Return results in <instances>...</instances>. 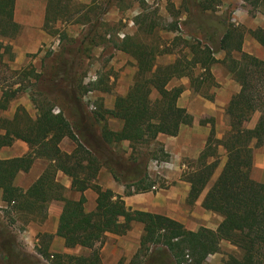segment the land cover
Instances as JSON below:
<instances>
[{
	"label": "trees",
	"instance_id": "obj_1",
	"mask_svg": "<svg viewBox=\"0 0 264 264\" xmlns=\"http://www.w3.org/2000/svg\"><path fill=\"white\" fill-rule=\"evenodd\" d=\"M61 1L46 0L43 28L63 18L59 12ZM189 1L193 8L188 10V22L194 27L191 32L198 31L206 42H212L213 26L204 14L214 0ZM241 1L255 7L264 6V0ZM166 2L170 4L171 0ZM14 8L15 0H0V111L8 109L19 91L12 88L17 83L3 89L7 83L6 74L22 76V72L3 65V57L8 55L12 60V54L11 47L1 41L11 40L19 33V26L13 20ZM154 26L150 25L147 32H152ZM169 29L177 31V22ZM248 34L264 48V27L250 30ZM243 37L244 32L239 28L225 27L217 49L193 43L188 47L192 54L190 60L181 55L165 66H155V61L158 56L169 53L168 50H158L156 45L126 37L115 47L136 60L137 73L127 94L116 97L112 111L105 112L97 106L88 114L81 97L89 90L85 88L79 93L68 86L71 91L63 97L69 118L64 109L54 114L53 106L47 103L37 106L35 119L23 108H17L10 119L0 116V148L9 147L18 140L29 147L24 157L0 161V188L2 201L6 203L1 211L9 216H21L24 223L29 219L43 222L48 205L56 199L63 201L55 235L64 240L66 248L80 246L89 250V254L52 255L47 245L52 236L45 234L38 253L50 260V264H101L99 248L105 241V234L125 235L132 223L141 224L143 230L139 248L127 264H183L186 252L193 264H203L209 255L220 251L222 241L236 247L241 255L240 258L229 256L224 264H264V181L251 178L253 151L264 147V60L242 52ZM218 50L225 52L222 63L238 84L239 91L225 108L229 122L227 132L222 139H217L211 119L204 148L194 162L195 168L185 179L190 185L187 203L193 205L219 166V148L225 151L222 169L201 203L205 211L221 216L222 221L214 232L200 229L193 233L167 217L131 211L122 198L148 193L155 187L154 180L147 174L148 163L167 158L163 145L156 141L158 135L175 137L182 125L192 123L186 110L177 106L182 88L168 89L167 85L171 79L183 76L194 80L191 69L197 65L203 69L201 82H211L210 68L217 63L214 54ZM232 52L238 53L239 58H233ZM66 62L61 59L60 68L51 79L52 86L59 85L56 79L64 71ZM196 81L193 85L199 84ZM254 114H258V119L249 129L246 124ZM106 117L120 121V129L111 130ZM64 138L75 144L70 154L59 148ZM124 141L128 142L130 151L127 158L112 149ZM35 159H44L49 164L39 179L26 192L13 187L15 175L27 172ZM102 167L124 187L123 196L96 184ZM58 171L71 179L72 191L80 195L77 200L63 196V187L55 181ZM88 189L97 196L95 209L90 213L84 210L83 193Z\"/></svg>",
	"mask_w": 264,
	"mask_h": 264
},
{
	"label": "rangeland",
	"instance_id": "obj_2",
	"mask_svg": "<svg viewBox=\"0 0 264 264\" xmlns=\"http://www.w3.org/2000/svg\"><path fill=\"white\" fill-rule=\"evenodd\" d=\"M141 1L143 4L140 0H62L59 12L62 13L63 18L49 23L46 29L41 28L43 32L38 33L35 26L44 18L46 0H16L13 20L22 29L26 28L28 33L25 34L22 42L19 41L21 39L18 36L1 42L3 45L13 42L16 45L22 44V47L26 46L27 51H36V55L34 53L27 54V61L19 69L14 70L22 72V76L6 74L4 79L7 83L4 84L3 89H9L8 87L13 83H17L12 88L19 91L10 102L8 109L0 111V116L10 119L17 108H23L29 116L35 117L37 106L47 103L53 106L54 114H58L60 109H64L69 118V110L64 102V97L71 91L68 86L73 87L79 93L85 88L89 90L82 95L81 100L87 113L91 114L95 111L92 103H97L100 94L106 95L107 100H112L117 96L116 90L125 89L126 86L123 84L127 78H120L125 73L124 68L128 67L127 69L133 75L135 65L129 60L128 54L121 57L120 54L123 52L115 47L119 41L126 37H134V40L143 44L156 45L158 50H168V54H163L156 59L157 65H165L181 55L186 56L189 44L199 42L201 45L206 44L217 49L225 27H235L244 32L243 52L264 60V48L248 34L250 30L264 27V6L255 7L241 0H214L211 2L210 9L204 14L213 26L210 34L212 42L208 43L204 40L202 33L191 32L194 28L188 22V10H193L191 1L171 0L170 4L166 0ZM175 22H177V31H171L170 25ZM152 24H155V28L148 33V27ZM37 40L40 43L35 46ZM232 56L235 59L239 58L237 53H232ZM214 57L219 58L218 60L221 62L225 53L218 50ZM63 58L67 62L64 71L60 72V76L56 79L60 83L52 86L51 79L60 68ZM11 61L8 55L3 57V65L13 70ZM214 68L222 83L217 84V88H210L204 92L208 95L213 94L218 102L213 116L205 117L202 123L210 129L212 119L216 138L222 139L229 124L225 114V99L228 94H224L223 90L224 88L227 90L235 88L236 84L224 63L214 64ZM0 69L2 68L0 67ZM29 71L32 72L29 73ZM94 77L96 81L91 80ZM109 87L108 93L100 92L102 88L103 91H107ZM257 119L258 114H254L246 127L253 128ZM101 125L102 123L97 127L98 132ZM188 126L192 131V126ZM112 127L117 128L116 123H112ZM112 149L115 152L118 151L125 158L130 153L128 148L123 145L112 146ZM165 154L167 155L166 159H153L148 163L147 174L151 180H154L156 188V191L148 193H156L173 184L172 181L164 177L168 172L177 170H174L171 156L166 152ZM253 154L251 178L257 182H263L264 147L254 149ZM219 156L218 171L225 162V151L221 148H219ZM194 162L195 159L187 157L179 161L180 178L183 181L187 182L185 177L195 168ZM101 169L107 172L104 167ZM217 170L210 179V184L216 180ZM99 181H104L103 175H100ZM5 218L6 220H2L0 215V264H44L47 259L38 253L39 247L27 242L20 234L21 222L14 224L12 216H5ZM229 256L241 257L236 247L225 242L221 245L220 251L209 255L203 264H224ZM168 258L170 257L168 256ZM130 259L126 257L111 258L105 255L102 258V264H127ZM183 264H193L188 252H186Z\"/></svg>",
	"mask_w": 264,
	"mask_h": 264
},
{
	"label": "crops",
	"instance_id": "obj_3",
	"mask_svg": "<svg viewBox=\"0 0 264 264\" xmlns=\"http://www.w3.org/2000/svg\"><path fill=\"white\" fill-rule=\"evenodd\" d=\"M44 17H45V12H44ZM35 27L38 29L39 31L38 33L43 32L41 28L43 29L44 27V18H42V21L40 20V22H38ZM26 33H28V30L26 31V28L22 29V27L19 26V33L16 35V38L18 36V38L21 39L19 41L22 42V40L24 39L23 37L25 36ZM27 40L29 41L31 39H27ZM46 41H47V37H46ZM39 43L40 41L37 40L35 46L39 45ZM8 45L11 47V54L13 53L12 61H11L13 70L19 69L21 65L27 61L26 58L27 54L34 53L36 55V51L35 52L27 51L26 46L22 47V44L16 45L13 42L12 44L9 43ZM190 45L191 44H189L188 47ZM186 50H188L186 54V58L190 60L192 58V54L189 48ZM232 53H236V52H232ZM120 55L122 57L126 54L121 53ZM127 56H129L128 58L131 61V63L135 65V70L133 68V75H132L130 73V70L127 69L128 67L124 68L125 73L122 74L123 76H121L120 78L121 79L127 78L125 80L126 82L123 84V86H126L125 89L124 88L122 89L121 87L123 91L116 90L117 96L113 97L112 100L109 99L107 100L106 95L100 94L97 103L95 104L94 102L92 103L94 109H96L97 106H100L102 111L105 112L112 111L114 108V102L116 97L125 96L129 88L133 85L137 73L136 60L129 54ZM214 58L217 60V63L222 62V61L219 62L218 60L219 58L217 57ZM174 62L175 60L165 65H169ZM165 65H157L155 61V66H165ZM202 73H203V69L197 65L191 69V76H192L191 78L194 80L189 79L188 76H183L181 78L171 79V81L167 85L168 89H172L174 87L182 88V92L177 100V106L179 108L185 109L187 114L192 118V123H191L192 131L189 130L188 125H182L179 129V133L177 136L169 137L160 134L156 138V141L159 144L163 145L165 152L169 156H171L174 170H177V171L168 172L167 174H165L164 177L165 179L172 181L173 184H171L167 189H160L156 193L152 192L146 194H135L126 197L123 196L124 187L121 184L115 182L108 171L104 172V170L100 169L95 180L96 184L99 185L103 190L108 189L111 190L116 195L123 196L122 198L124 201L123 203H125L127 209L131 211L148 212V213H153L167 217L169 219H172L180 223L181 225H183V227L186 230L193 233L199 231L200 229L211 230L214 232L222 221L221 216L214 214L212 212H207L201 207V203L207 191L214 182L210 184L209 181L205 189L201 192V194L195 201V204L189 205L187 203V197H188L190 185L189 183L183 181L180 178L181 167L179 161L182 158H186V157L189 159H195V160L197 159L202 149L204 148L210 130L209 128L203 125L204 123H202L203 122L202 120L205 117H212L213 112L216 111L218 99L214 97L213 94L208 95L204 91L210 88L215 89L217 88V84L219 85L220 83H222L220 81L219 76L216 75V69L214 68V64L210 68V73L211 76L213 77V80L211 82H205V83L201 82ZM195 80H197L196 82H199V84L193 85L195 83ZM235 84H236L235 88L234 87L230 88V90L224 88L223 90L224 94H228V97L225 99V104H226L225 107L227 106L231 97L234 94L238 93L239 91L238 84L236 82ZM109 91H110V87L108 88L107 91L106 90L103 91L102 88L100 92L108 93ZM30 117L34 119L36 118V116L35 117L30 116ZM106 120H108L107 125L111 130L118 131L120 129L121 127L120 121L113 119L111 117H106ZM112 123L113 124L116 123L117 128L114 129L112 127ZM121 145L128 148L127 141L122 142ZM59 148L62 152L70 154L74 150L75 144L71 142L69 139L64 138L61 141ZM28 153H29L28 145L18 140L15 141L9 147L0 148V161H8L15 158H21L27 155ZM48 165H49L48 162L44 161V159L33 160V163L27 172H18L15 175L12 181V186L19 190H22L23 192H26L39 179V177L42 175V173L44 172V170L47 168ZM222 166L219 171L217 170L215 176L218 177L222 169ZM100 175L101 176L103 175L104 181H99ZM55 181L63 187L64 189L63 196L66 199L77 200L79 198L80 195L78 193L73 192L71 189V179L65 174H63L61 171H58L56 173ZM83 195L86 199V202L84 204V210L86 213H90L95 209L96 206L95 200L97 196L95 192L92 191L91 189L86 190L83 193ZM2 200H3V191L0 188V215L2 220H6L5 216L6 217L12 216L14 224L21 222L22 229L20 231V234H22L23 238L26 239L27 242H30V244L32 243L40 248V246L43 245L42 244L43 240H41L42 235L46 234L52 236L51 240H49V243H47L49 253L64 254L70 256L73 255L75 257L87 256L89 254V250L82 248L80 246H76L74 248L72 247L70 249L66 248L64 244V240L61 237L55 235L59 224V217L62 212V206H63L62 200H58V199L53 200L48 205L47 217L43 222H36L34 220L29 219L26 221V223H24V219L21 216H16L13 214H11L10 216L5 215L3 211H1V209L6 208V203ZM211 218L212 221L210 220ZM142 230H143V226L141 224L132 223L130 231L127 232L125 235L118 236L109 233L105 234V241L99 248L101 264H102V258H104L105 255L111 258H124V257L132 258L139 248L138 243L142 235ZM224 243L225 242L222 241L220 243V247ZM97 246H99V244H97Z\"/></svg>",
	"mask_w": 264,
	"mask_h": 264
},
{
	"label": "built area",
	"instance_id": "obj_4",
	"mask_svg": "<svg viewBox=\"0 0 264 264\" xmlns=\"http://www.w3.org/2000/svg\"><path fill=\"white\" fill-rule=\"evenodd\" d=\"M96 78L94 77V78H92L91 80L92 81H96L95 80ZM53 113H55L54 111H53ZM56 113H58V112H56ZM151 191H156V188L155 187H152V190ZM50 258H52V256H50ZM44 264H50V260H45L44 261Z\"/></svg>",
	"mask_w": 264,
	"mask_h": 264
}]
</instances>
